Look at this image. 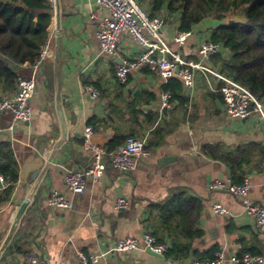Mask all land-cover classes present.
I'll list each match as a JSON object with an SVG mask.
<instances>
[{"label": "crops", "instance_id": "1", "mask_svg": "<svg viewBox=\"0 0 264 264\" xmlns=\"http://www.w3.org/2000/svg\"><path fill=\"white\" fill-rule=\"evenodd\" d=\"M152 1L141 4L150 14ZM57 6L48 59L38 71L28 64L18 70L20 77H35L38 82L32 120L15 123L9 131L12 113L0 112V143L11 144L19 166L11 198L0 202V264H29L31 252L49 264H82L79 252L99 257L98 263L91 264H192L199 260L194 253L174 259L143 250L111 251L119 239L153 234L148 222L151 205L178 190L199 198L203 205L198 225L203 237L193 242V252L223 251L227 260L239 255L244 246L264 252V226L246 215L242 200L209 189L213 180L232 179V175L226 164L203 150L218 146L231 153L250 144L264 146V124L259 118H232L217 84L207 83L200 75L193 91L175 78L183 86L180 101L184 104L171 101L170 96L169 106L163 108L162 95L170 92H164L167 82L158 75L143 69L131 74L126 84L117 79L121 60L138 58L143 48L124 35L115 58L102 54L91 15L107 16L108 12L96 0H58ZM160 16L166 20L164 39L184 59L196 62L201 60L200 45L211 40L213 30L223 24L204 20L192 28L185 46L179 47L174 39L181 31V13H171L165 5L155 17ZM222 57L228 60L229 51ZM209 64L217 68L213 58ZM88 85L103 93L99 100L86 93ZM15 92L0 89V97ZM88 128L94 131L93 140L106 148L107 161L111 154L107 146L117 135L146 138L152 147L134 172L119 173L109 166L101 181L88 179L86 193L80 196L68 191L65 177L70 171H85L91 163L83 147ZM244 171L252 184L249 199L264 206V163L247 165ZM6 187L3 181L0 196ZM55 190L68 196L71 209L48 207V197ZM120 198L128 200L126 209H115ZM216 203L229 215L215 214ZM22 209L19 226L7 244ZM164 237L162 243L169 246L170 240Z\"/></svg>", "mask_w": 264, "mask_h": 264}, {"label": "built area", "instance_id": "2", "mask_svg": "<svg viewBox=\"0 0 264 264\" xmlns=\"http://www.w3.org/2000/svg\"><path fill=\"white\" fill-rule=\"evenodd\" d=\"M57 11L58 0H48ZM100 7L108 12L106 16H99L93 12L91 19L96 24V38L99 42L101 52L105 57L115 58L118 47L124 35H129L138 46L143 48L141 55L133 60L122 59L116 68V77L121 84H126L134 72L148 69L158 75L164 81L179 79L187 90L193 91L197 84V76H201L207 83L215 82L216 90L223 95L228 114L239 120H248L252 116L259 118L264 124V104L259 101L251 91L236 82L232 78L219 72L209 64L210 60L217 55H224L226 49L222 43L212 40L203 42L199 47L201 60L196 62L184 59L179 52L172 49L170 44L162 36V30L166 25L164 17L151 18L149 13L142 8L138 0H96ZM192 31H179L174 42L183 47L192 37ZM55 38V24L51 28L50 36L42 47L36 63L33 65L35 71L42 68L51 52V46ZM38 82L35 77L25 79L19 78L18 89L11 96L0 97V112H10L13 123L8 130L14 129L15 123H27L33 118L32 100L36 94ZM86 93L94 100L100 99V92L92 85L85 87ZM170 93L162 95L163 108L169 106ZM1 131V129H0ZM94 131L87 129L84 150L91 156V163L85 171H70L65 177L66 187L69 192L76 195H84L87 189V181H101L111 166L119 173L134 172L141 159L150 156L147 147V139L129 137L126 142L110 154L107 161L106 148L93 140ZM4 181L0 176V184ZM209 189L213 192L228 193L241 199L246 215L254 220L257 225L264 226V206L254 204L249 195L252 184L249 178L244 179L241 184L234 183L232 179H215ZM264 191V184H263ZM47 205L55 210H68L73 203L68 196L60 191H53L47 200ZM129 205L127 199L120 198L115 203V209H126ZM213 212L218 215H229V211L220 203L213 205ZM165 256L169 246L157 241L153 234L147 233L143 237H126L119 239L112 248V254L130 253L135 251H147ZM82 264L98 263V256L87 257L79 252ZM231 261L233 264H264V257L245 253L243 256L232 255L229 260L223 251H216L212 260H196L192 264H225ZM29 264H49V262L31 252Z\"/></svg>", "mask_w": 264, "mask_h": 264}, {"label": "trees", "instance_id": "3", "mask_svg": "<svg viewBox=\"0 0 264 264\" xmlns=\"http://www.w3.org/2000/svg\"><path fill=\"white\" fill-rule=\"evenodd\" d=\"M139 1L140 5L145 2ZM165 5L169 12L181 13V31H191L194 26L211 18L222 22L213 30L211 40L222 43L230 58L224 60L222 55L213 57L215 66L220 73L247 87L264 104V0H153L150 17L155 18ZM234 15H245L247 23L229 26L224 22ZM53 16L54 8L48 0H0V89L4 92H15L21 78L19 68L26 64L34 65L38 60L49 39ZM165 87L164 92L171 93V101L184 104L183 100L180 101L181 82L171 79ZM158 133L156 131L155 136ZM129 137L132 136L117 135L113 138L107 146L108 153L118 149ZM151 147L148 143L146 148ZM203 150L226 164L233 182L237 184L245 179V166L264 163V146L260 144L239 147L231 153L218 146ZM0 176L7 184L0 196L2 202L11 198L19 178V166L8 142L0 143ZM202 209V201L185 190H178L164 201L151 205L149 228L160 243L167 235L170 240L167 258L184 259L191 253L200 261L214 258L215 252L200 255L192 249L193 242L203 237L198 226ZM245 253L264 255L258 247L244 246L239 256Z\"/></svg>", "mask_w": 264, "mask_h": 264}, {"label": "water", "instance_id": "4", "mask_svg": "<svg viewBox=\"0 0 264 264\" xmlns=\"http://www.w3.org/2000/svg\"><path fill=\"white\" fill-rule=\"evenodd\" d=\"M58 9V8H57ZM247 23V18L245 17V15H235L231 18L228 19L227 21V24L229 26H233V25H237V24H245ZM59 51H60V40H59V45H58V48H57V54H56V61L58 60V56H59ZM23 214V209L20 211V216L18 217V220H17V223L16 225L13 227L12 229V233L11 235L9 236L8 238V241H7V244L11 241L12 237H13V234L15 233V231L17 230L18 226H19V223L21 221V216ZM147 252L149 254H152V255H156L158 257H163L161 255H158L156 253H154L153 251H151L150 249L147 250Z\"/></svg>", "mask_w": 264, "mask_h": 264}, {"label": "rangeland", "instance_id": "5", "mask_svg": "<svg viewBox=\"0 0 264 264\" xmlns=\"http://www.w3.org/2000/svg\"><path fill=\"white\" fill-rule=\"evenodd\" d=\"M235 16V15H234ZM231 17H233V16H231ZM230 17V18H231ZM212 19V18H211ZM229 19V18H228ZM228 19H226L224 22H227L228 21ZM214 20V19H213ZM25 79H29V78H32V77H24Z\"/></svg>", "mask_w": 264, "mask_h": 264}]
</instances>
